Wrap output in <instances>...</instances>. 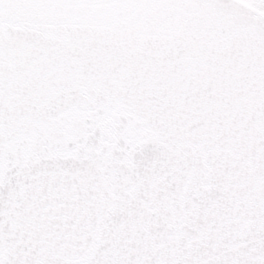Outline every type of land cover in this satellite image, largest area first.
<instances>
[{
	"label": "snow or ice",
	"instance_id": "obj_1",
	"mask_svg": "<svg viewBox=\"0 0 264 264\" xmlns=\"http://www.w3.org/2000/svg\"><path fill=\"white\" fill-rule=\"evenodd\" d=\"M0 264H264V0H0Z\"/></svg>",
	"mask_w": 264,
	"mask_h": 264
}]
</instances>
